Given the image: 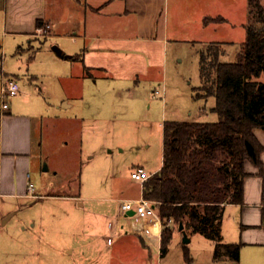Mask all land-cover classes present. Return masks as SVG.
<instances>
[{"label":"rangeland","instance_id":"obj_1","mask_svg":"<svg viewBox=\"0 0 264 264\" xmlns=\"http://www.w3.org/2000/svg\"><path fill=\"white\" fill-rule=\"evenodd\" d=\"M170 2V38L179 40L170 41L160 52L165 58L164 65L140 75V88L138 92L132 91V95L127 90L107 91L102 83H94L91 76H86L85 92L80 95L83 79L78 71L50 61V55L56 53L54 46L61 49L65 43L70 45V37L51 35L18 43L12 36H6L5 41L0 37L1 70L18 78L22 90L28 89V99L33 97L43 105L41 115L35 118L38 130L34 135L36 166L31 169L32 179L43 184L48 193L81 196L80 199L48 197L38 199L33 206L21 207L5 227L14 235L13 240L17 239L15 222L22 223L21 226L25 223L27 232L34 231L39 238L45 236L49 241L39 246L45 255L33 260L27 254L6 256L1 239L0 264H234L232 260L214 261V242L199 232L185 230L189 241L184 242L183 231L174 224L164 252L159 250L157 242L151 244L145 240L143 244L133 233L116 234L112 244L105 236L108 221L118 211L119 198L139 192V186L130 176L131 170L142 165L151 171L162 162L161 122L164 119H218L217 113L211 110L215 105L214 96H194L201 85L199 51L211 42H221L225 47L221 59L233 61L245 37L251 8L248 0ZM260 2L264 6V0ZM178 3L182 14L177 19ZM219 14L222 20L207 26L201 22L202 16ZM45 34L41 31L42 36ZM28 76H34L31 82ZM156 89L160 94L152 96ZM101 92L114 106L103 105L105 121L98 122L96 127L90 119L93 99ZM66 96L74 102L72 107H64L62 99ZM87 101L92 102L91 108L84 106ZM83 118L86 119L84 132L79 122ZM83 139L90 140L85 142V153L80 151ZM27 216L35 221L34 227L25 221ZM61 220L65 221L62 231L56 224ZM120 222L130 227V218L124 217ZM75 246L78 248L71 254L64 250ZM14 250L17 252V248Z\"/></svg>","mask_w":264,"mask_h":264},{"label":"crops","instance_id":"obj_2","mask_svg":"<svg viewBox=\"0 0 264 264\" xmlns=\"http://www.w3.org/2000/svg\"><path fill=\"white\" fill-rule=\"evenodd\" d=\"M171 9L170 0H0V37L5 41L6 36H12L17 43L23 39L30 42L33 38H46L51 35L56 38L70 37V45L65 46L64 42L62 48H59L61 53L58 54L54 50L56 53L50 55V61L53 65L70 66V69L78 71L83 79L80 95L85 92L86 76L94 78L96 84L102 83L107 91L119 93L127 90L128 94L132 95V91L138 92L140 88V75L144 76L147 70L164 65L165 58L160 52L165 50L170 41L179 40L170 38ZM183 9L187 10L184 6ZM175 10L176 18H181L180 3L175 6ZM206 16L211 15L202 16L201 22L205 26L211 23L204 22ZM37 21H41V24ZM39 27L43 28L45 36L41 35ZM0 72L18 80L14 75L3 72L1 68ZM33 77L27 78L31 82ZM26 90L27 92H24L20 84L19 92L10 97L17 99L10 101L8 98L9 108L0 112V240L4 241L6 256L17 254L18 257L27 254L33 260L45 255V250L39 246L43 241L49 240H46L45 236L37 237L34 231L27 232L25 223L21 226L22 223L16 222L13 223V228L17 226V239L13 240L14 235L5 226L21 207L33 206L38 199H80L81 196L48 193L43 184L40 185L32 179L31 169L33 165L36 166V156H33L34 135L35 130H38L35 118L41 115L40 108L43 105L32 99L33 97L28 99V89ZM105 96L104 93H99L93 99V107L91 101L84 105L86 108L92 107L93 117L90 120H93V126L99 127L98 122L105 121L102 109L110 108L109 104H112L106 100L108 96ZM62 101L65 108L74 104L68 96ZM164 120L161 122L162 127ZM79 122L81 130H85L86 119L83 118ZM38 126L40 127V124ZM254 131L264 144V131L260 128H255ZM86 141L90 143V140ZM85 142L84 139L81 140V153H85ZM261 159L264 162V151L261 153ZM161 165L162 162L149 172H156ZM245 170L247 175L244 179V200L242 203L225 205L224 220L221 224L222 239L225 242L241 244L239 264H264V177L258 173V168L248 161L245 163ZM134 181L139 186L138 194H128L119 198L120 200L142 196V184ZM30 182L34 185L33 191L28 187ZM27 199L28 201H25ZM78 205H82V202L79 201ZM124 217L127 216L122 215L118 208L114 218L108 221V231L105 233L107 238H114L120 233H133L148 243L157 242L160 250L161 226L153 227L152 234L143 235L137 231L138 227L131 225V219V228L121 223L120 220ZM25 221L29 222L31 227L35 226L31 217L27 216ZM64 222L61 220L56 223L61 231ZM109 222L112 223L111 227ZM43 231L47 230L43 228ZM13 248H17V252ZM77 248L78 246L64 247V250L71 254ZM213 260L215 261L214 256Z\"/></svg>","mask_w":264,"mask_h":264},{"label":"trees","instance_id":"obj_3","mask_svg":"<svg viewBox=\"0 0 264 264\" xmlns=\"http://www.w3.org/2000/svg\"><path fill=\"white\" fill-rule=\"evenodd\" d=\"M248 1L250 17L235 60L221 59L225 47L220 42L199 51L201 85L194 96H214L211 110L218 119L163 122L162 165L142 184V196L158 204L161 252L172 237V224L179 229L182 223V230L214 242L215 260L239 264L241 244L222 239L225 205L243 202L247 161L264 177V144L254 131H264V6ZM222 19L206 16L204 22Z\"/></svg>","mask_w":264,"mask_h":264},{"label":"built area","instance_id":"obj_4","mask_svg":"<svg viewBox=\"0 0 264 264\" xmlns=\"http://www.w3.org/2000/svg\"><path fill=\"white\" fill-rule=\"evenodd\" d=\"M39 31H43L42 27L38 28ZM20 90V84L17 79L13 77L6 76L4 73L0 75V112H3L9 108L8 98L15 96ZM159 90L153 91V96L159 95ZM152 173L147 171L142 166L134 167L131 170L130 176L132 179L143 182L151 176ZM30 191H33L34 185L32 182L28 185ZM31 196H35L32 195ZM119 210L122 215H126L131 219V225L133 227H138L137 231L141 232L143 235H148L153 233V227L162 228L161 217L158 210V204L150 199L140 196L135 199H122L120 201ZM132 210L133 214L128 215L127 211ZM172 219L168 220L167 225L171 224ZM112 223L109 222L111 227ZM113 236L107 238L108 243L112 242Z\"/></svg>","mask_w":264,"mask_h":264},{"label":"water","instance_id":"obj_5","mask_svg":"<svg viewBox=\"0 0 264 264\" xmlns=\"http://www.w3.org/2000/svg\"><path fill=\"white\" fill-rule=\"evenodd\" d=\"M54 50H55L58 54L61 53V52H60V49H59L57 46H54ZM44 169H47V166H46V165L44 166ZM127 214H128V215H131V214H133V211H132V210H129V211H127ZM179 229H180V230L183 229V224H182V223H180V225H179ZM182 231H183V241H184V242L189 241V237L187 236V233H186L184 230H182Z\"/></svg>","mask_w":264,"mask_h":264}]
</instances>
